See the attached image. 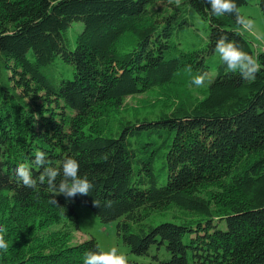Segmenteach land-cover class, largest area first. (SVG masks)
Here are the masks:
<instances>
[{"label":"trees","instance_id":"1","mask_svg":"<svg viewBox=\"0 0 264 264\" xmlns=\"http://www.w3.org/2000/svg\"><path fill=\"white\" fill-rule=\"evenodd\" d=\"M251 2L264 14V0L219 17L208 0H0V264H83L102 248L71 242L76 204L159 264H264V52L249 81L214 51L221 37L258 51L237 23ZM193 74L206 77L201 96ZM153 88L171 102L123 113ZM38 151L56 167L76 158L91 192L24 186L15 166L38 177Z\"/></svg>","mask_w":264,"mask_h":264},{"label":"clouds","instance_id":"2","mask_svg":"<svg viewBox=\"0 0 264 264\" xmlns=\"http://www.w3.org/2000/svg\"><path fill=\"white\" fill-rule=\"evenodd\" d=\"M208 4L211 14L218 17L237 10L236 0H208ZM237 23L242 29L247 30L253 22L237 15ZM256 35L257 39L264 43V34ZM214 51L227 70L238 72L243 79L254 80L261 70L258 57L261 52H264V46L259 47V50L252 54L235 41L221 37L216 41ZM189 71H191L190 66ZM190 82L196 86H203L206 83V77L204 74H193ZM35 162L44 166L38 177L33 175L31 168L24 162L17 163L15 166L17 180L26 187L35 188L38 183L46 182L54 194H63L66 198H73L77 194H87L94 187L93 180L79 172L80 162L74 157L64 159L61 165L56 167L48 165L46 154L38 151L35 154ZM58 176L61 177L59 181H57ZM94 203L98 205L99 202L94 201ZM7 247V241L0 236V250ZM83 264H128V261L125 254L118 252L116 247H111L108 250L86 251L83 255Z\"/></svg>","mask_w":264,"mask_h":264},{"label":"rangeland","instance_id":"3","mask_svg":"<svg viewBox=\"0 0 264 264\" xmlns=\"http://www.w3.org/2000/svg\"><path fill=\"white\" fill-rule=\"evenodd\" d=\"M244 14V20H251L253 23L246 31L252 38L255 49L264 46L261 40L257 39L256 34H264V14L257 2L244 4L240 7ZM78 24L75 23L70 28V38L75 42ZM81 26V24H79ZM121 67L120 62L114 64L113 72L118 71ZM193 94L197 96L203 95L204 86H194L191 88ZM173 91L170 88H153L133 96H128L123 105L124 110L129 115L137 113L138 115L153 116L159 112L164 106L171 102ZM76 210L79 215V228L75 229L71 239L72 243L84 240L94 236L103 250L116 247L118 252L125 254L127 259H135L138 261L149 262V264H159L150 256L136 254L132 252L129 246L123 241L117 233V220L104 222L92 209L83 204H76ZM170 219L169 215L154 214L149 217L150 220L157 222L164 219Z\"/></svg>","mask_w":264,"mask_h":264}]
</instances>
